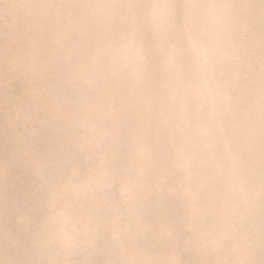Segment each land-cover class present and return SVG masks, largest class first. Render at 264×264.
Returning <instances> with one entry per match:
<instances>
[{"label":"clouds","instance_id":"1","mask_svg":"<svg viewBox=\"0 0 264 264\" xmlns=\"http://www.w3.org/2000/svg\"><path fill=\"white\" fill-rule=\"evenodd\" d=\"M0 264H264V0H0Z\"/></svg>","mask_w":264,"mask_h":264}]
</instances>
